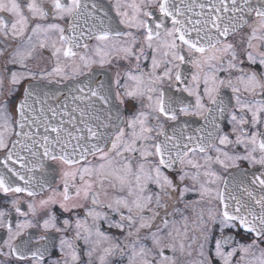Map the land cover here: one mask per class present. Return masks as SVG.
Segmentation results:
<instances>
[{"label": "snow or ice", "instance_id": "snow-or-ice-1", "mask_svg": "<svg viewBox=\"0 0 264 264\" xmlns=\"http://www.w3.org/2000/svg\"><path fill=\"white\" fill-rule=\"evenodd\" d=\"M112 7L118 20L90 0H48L47 6L43 0H0L6 44L0 57L6 68L21 69L8 72V86L0 73V165L8 174L0 172V190L34 196V187L48 186L33 174L45 169L47 158L68 166L59 203L76 214L63 227L51 210L42 225L26 219L13 227L0 210V228L8 233L0 264H45L57 247L60 256L47 264H264V173L241 169L242 162L264 169V0H116ZM50 18L67 25L44 23ZM49 47L55 60L50 70L27 63H47L43 50ZM81 48L82 54L76 51ZM113 58L128 62L123 82L118 69L115 90L112 82L93 86L92 66ZM142 60L150 61L147 71ZM81 75L89 81L77 86L72 110L67 103L48 109L53 118L61 116L52 124L34 82ZM183 93L194 104L185 103ZM123 111L133 115L125 119ZM181 117H198L200 126L190 129ZM225 119L230 132L223 131ZM17 178L25 187H13ZM190 193L198 199L187 200ZM56 202L53 196L40 205ZM28 208L35 214V204ZM104 223L121 235L102 230ZM37 227L42 234L25 235ZM53 229L60 235L49 234ZM226 231L255 238L240 242Z\"/></svg>", "mask_w": 264, "mask_h": 264}, {"label": "flooded vegetation", "instance_id": "flooded-vegetation-1", "mask_svg": "<svg viewBox=\"0 0 264 264\" xmlns=\"http://www.w3.org/2000/svg\"><path fill=\"white\" fill-rule=\"evenodd\" d=\"M20 2L22 4H24V3L27 2V0H20ZM43 2L45 4V6L48 5V0H43ZM90 2L97 3L99 8L103 9V11H105V12H108L109 16L114 18L115 20L119 19L116 16L114 8L112 7V5H114L116 3V0H90ZM122 2H125V0H122ZM126 2L131 3V0H126ZM44 23H61L63 26L67 25L66 21H58V20H53L51 18L48 21L44 22ZM168 26L169 27L171 26L170 23L168 24ZM118 28H119L120 31H128L129 30L124 25H118ZM134 34L142 35V33H134ZM239 38H240V34H238L235 39L239 40ZM52 39H57V35L56 34H52ZM229 39L231 40L232 38L230 37ZM8 43H11L12 47H15V43L14 42L9 41ZM95 43L96 42L94 40L93 41H89L90 48L92 46H94ZM0 47H6V44H5V42L2 39H0ZM7 50L9 52H11L12 49L8 48ZM237 50L239 51V48ZM261 50L264 51V48H262ZM76 51H78V53L82 54L86 50L81 48V49H78ZM51 52H52V49L50 47L48 49L43 50L44 59L47 61V63H44L40 59L29 60V61H27V63H29L30 66L32 68H34V69L37 68V67H41V68H48L50 70V67L53 66L54 63H55L54 58L51 57ZM61 59H62V61H64L65 58L61 57ZM76 59H77V63H79V56H77ZM241 59H244V57H241ZM5 64H6V58L0 57V73L4 74L5 85L8 86V84H9L8 72L9 71H17V70H21V69H20L19 65H16L14 67L13 66H8V68H6ZM132 64H135V60L132 61ZM141 64H142V67L145 69V71H147L149 69V67H150V61H143L142 60ZM246 64H247V62H245V65ZM127 67H128V62H126V61H124L122 59L121 60H117V59L113 58L112 63L109 64V65H105L104 67H100L98 64L93 65L92 66V72H91L90 76H92V74L94 72H96V71H99V70L105 71L107 73L106 77L108 79H110V81L112 82V87L115 90L116 86L114 84V80H115V76H116L117 70L118 69L121 70V81L123 82V80H124L123 70L126 69ZM190 69H191L190 65L183 66V70L185 71L186 75L189 73ZM85 71H87V70H85ZM69 75H71L70 70H69ZM88 78L89 77L86 76V75H81V76L72 77V78H70L68 80H59V78H55V79L50 80V81L37 80L35 82L58 83L60 85H66V84H69V83H81L82 81H84V80H86ZM57 80H59V82H57ZM167 85H168V82L166 81L164 86L167 88ZM202 89H203V85H201V91H202ZM120 91L123 92V89H120ZM85 92H87V88H85ZM168 92H169V94H173V91L171 89H168ZM73 94L79 95L78 92H75ZM183 97L185 98V103H193L194 104V101H195L194 97L188 96L187 93H183ZM205 102H207V101H205ZM122 115H123V117L125 119H127L130 116H132L133 113L130 112V111H123ZM181 119L183 121H185L186 123H188L190 129H195V128L199 127L200 123H201L200 118H198V117H181ZM221 123L223 125V131L224 132H230L231 131L230 126L227 125V120L226 119L224 121H222ZM170 125H171V122H168L167 126L170 127ZM122 126L125 127L126 131L128 130L126 124L122 125ZM232 138L234 139L235 137L233 136ZM13 139H14V137H13ZM240 151H243V149L241 148ZM2 154H3V151L0 150V157L2 156ZM210 154L214 155V153H210ZM89 159H92L93 163H98L99 162V161H97V160H95V159H93L91 157ZM195 159L200 160L201 163L203 162L202 159H201L200 154H197ZM51 162L56 167V176L53 179V181L50 184H48L47 187L43 188L42 190L33 188L32 190L36 192V194L34 196H29L27 194V192H22V193L9 192V193H5V192H3V190H0V210H3V211L8 213V215L5 217V222L11 220V222L13 223V227H15L16 223L23 222L24 220L27 219V220H31L33 223L39 222V224L42 225L43 220L47 219V216L44 215V213L47 210H51L52 212H54L57 215V217H58L57 226L58 227H63L62 221L64 219H72V220H74L76 214L64 212L63 209H61L60 203H59L62 200L61 193L63 192V180L61 178L62 177V172L64 170H67L68 166L67 165H62V164H57L56 162H53V161H51ZM176 167L179 168L180 166L177 165ZM258 168H259V166L250 167L246 162H242L241 163V169L247 170V173L249 175H251L252 173H255L256 175H261L262 173H264V169H260V171H257ZM214 169L219 170V166L218 165H214ZM187 170L188 171H193V169H191L190 167ZM229 171L230 172H236L237 170L236 169H230ZM169 173H170V170H169ZM223 174L226 175L227 173H223ZM79 183H80L79 180H77V184L78 185H79ZM212 187H215V185H212ZM221 187H222V185H221ZM255 191L259 192V188L257 187L255 189ZM69 192L72 193L73 189L70 188ZM240 195L242 196L243 194L241 193ZM53 196H54L55 200L57 201L56 203L49 204V205H46V206H41L40 205V201L41 200H47L49 197H53ZM186 199L187 200H195V199H198V196L195 195V194H191L190 193V194H188L186 196ZM13 200L18 201V205H13L12 204ZM30 203L31 204H35V206H36L35 214H33L28 208V205ZM214 203H218V202L214 201ZM16 206L20 207L21 213H26L27 215H22L21 213H17L15 211V207ZM186 214L191 216L190 212L186 213ZM78 215L83 218L84 212L81 210V211H79ZM113 218L117 219V220L119 219L118 216H114ZM175 219L179 220L180 217L176 216ZM102 230L108 231L109 234H111V235H117V236L121 235V233H120V231L118 229L109 230L107 228V224L106 223L103 224ZM43 231L44 230L42 229V227H37V228H34V229L26 230L25 235H27L28 233L42 234ZM49 234L54 235V236H59L60 235L59 233H55L54 229L50 230ZM71 234H72V229L69 228L68 232H67V235H71ZM228 234H232L237 241L246 242V243H250L251 240L255 238L254 234L249 235V234L244 233V232H241L240 235H237L234 231H231V232L226 231L225 235H228ZM241 236H245V237H247V239L246 240H241ZM7 237H8L7 229L6 228H0V246H4L3 242L5 240H7ZM57 243H58V241H57ZM148 243H149V247H151V242L149 241ZM50 253H52V255H51V257H46L45 264H47V259L48 258H58L60 256V252H59V248L58 247L55 250L50 249ZM165 254L171 256L172 252H171L170 249H166L165 250ZM258 254L259 253H257V255ZM0 259H2V258H0ZM13 260H15V258H13ZM125 264H126V262H125ZM217 264H219L218 261H217Z\"/></svg>", "mask_w": 264, "mask_h": 264}, {"label": "water", "instance_id": "water-1", "mask_svg": "<svg viewBox=\"0 0 264 264\" xmlns=\"http://www.w3.org/2000/svg\"><path fill=\"white\" fill-rule=\"evenodd\" d=\"M253 2L255 3V0H253ZM106 76H107V73L103 70L94 72L91 76L93 86H95L96 82H104L106 85L110 83L111 82L110 79H108ZM88 81H89V78L82 82L86 85L88 84ZM34 83L38 85L37 95L40 96L42 101H44L42 106L45 109V113L47 114L48 119L51 121L52 124H58L59 120L61 119V116H57L53 118L51 116V113L48 112V109L51 107V108H56L59 111L61 106L64 103H67L68 110L71 111L72 108L74 107L73 102H72L73 93L76 92L77 86L80 85L81 83H69L66 85H60L58 83H42V82H34ZM77 103H81V102L78 101ZM96 104H97V107L99 108L103 107V105H101L99 101H96ZM40 106H41L40 104H37L36 105L37 109H39ZM74 115H77V118H78L77 113H74ZM62 118L65 121L68 120L67 116H63ZM64 126L68 128L70 131H74L73 125L65 123ZM78 126L79 124L76 125V127ZM41 134H43V129H41ZM49 135L53 138L55 136V134L51 132H49ZM15 167L20 172L24 171L23 169L20 168L19 165H15ZM0 172H3L5 175H8L2 165H0ZM33 174L36 175L38 179L43 178L48 185L53 181V179L56 176V167L53 165L51 161L45 158V169L41 171V169L37 167ZM17 184L20 187H25L24 182L19 181L18 178L16 179V184H13V187H15ZM35 189H39V188H35ZM236 194L240 195L241 193L237 192Z\"/></svg>", "mask_w": 264, "mask_h": 264}]
</instances>
